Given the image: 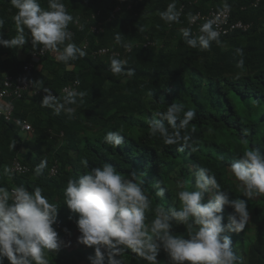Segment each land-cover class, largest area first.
Listing matches in <instances>:
<instances>
[{
    "label": "trees",
    "instance_id": "16d2710c",
    "mask_svg": "<svg viewBox=\"0 0 264 264\" xmlns=\"http://www.w3.org/2000/svg\"><path fill=\"white\" fill-rule=\"evenodd\" d=\"M62 2L80 23V27L75 23L69 25L70 42L82 48L88 42V47L83 48L86 55L66 64L57 59L58 51H52L28 79L58 92L61 101L64 95L60 90L74 81L80 82L78 93L84 95L77 96V103L70 105L75 109L71 118L43 107L42 99L30 93L12 101L14 116L29 121L34 129L31 133H22L15 123L0 117V186L9 191L14 185H24L29 191L40 187L49 202L58 207L54 228L62 243L59 251L46 254L49 264H90L89 257L94 255L92 248L77 243L78 214L68 209L64 196L68 180L85 172L83 160L90 167L110 163L126 176L132 172L142 174L139 178L144 181L145 194L151 201L146 223L155 218L157 206L179 209L178 191L193 190L197 168H208L222 190L229 192L230 199H243L248 205L250 218L245 230L224 234L231 237L236 264H264V194L243 196L229 168L248 148L264 153V0H227L232 19L252 27L247 32L236 31L221 37L222 45L213 42L208 50L188 47L180 29L190 27L189 14L212 8L221 10L224 0H176L180 21L171 24L160 18L171 0ZM40 3L47 8V0ZM15 13L9 0H0V19L4 20L0 33L4 39L17 34ZM98 22H102L104 32L96 36L91 29ZM117 33L131 43V52L115 43ZM25 34L29 41L23 48L0 46V85L6 75L22 79L28 53L42 46L33 47L27 29ZM147 42L154 45L144 47ZM102 47L120 52L115 58L125 60V68L134 69V76L113 74V57L93 55ZM236 49H241L243 55H236ZM22 53L25 58H21ZM241 59L243 66L237 67ZM161 97L165 104L159 103ZM173 102L196 113L186 130L196 143L183 152L177 150L180 145H166L159 136L149 135L148 121L153 113L166 110ZM108 131H120L124 144L113 148L104 143ZM14 159L29 171L24 175L6 173L5 168L11 169ZM42 160L47 166L43 174L36 176L33 170ZM55 163L58 173L50 176ZM157 183L166 189L162 198L155 195ZM232 212L225 206L223 223H227ZM249 227L253 229L251 235L247 233ZM172 232L187 236V225L174 223ZM116 259L120 264H147L130 249ZM157 259L161 264H170L163 250ZM3 264H9L6 258Z\"/></svg>",
    "mask_w": 264,
    "mask_h": 264
},
{
    "label": "clouds",
    "instance_id": "9594fccd",
    "mask_svg": "<svg viewBox=\"0 0 264 264\" xmlns=\"http://www.w3.org/2000/svg\"><path fill=\"white\" fill-rule=\"evenodd\" d=\"M9 2L16 10L13 21L17 34L4 39L0 33V46L23 48L29 41L25 34L27 29L33 47L42 45L58 51L57 59L61 62L67 64L86 55L82 47L70 42L69 25L78 21L62 0H47V8L41 6L40 0ZM228 9L227 0H224L223 10ZM180 16L176 0H171L160 13V18L169 24L179 23ZM195 19L189 14L190 24ZM218 19L217 16L206 20L198 35H194L190 27L181 28L187 46L208 50L213 42L222 45L220 33L214 27ZM3 26L4 20L0 19V29ZM114 40L125 50L131 49V43L125 42L120 33ZM236 55L242 56V50L236 49ZM125 65V60L113 57L110 71L131 78L134 69H126ZM242 66L243 59L237 63V67ZM43 90L46 95L41 105L51 108L57 115L64 112L69 118L75 111L70 105L77 103V96L84 95L68 91L61 101L47 88ZM159 103L165 104L163 97ZM195 115L194 110L185 111L183 104L173 102L166 110L153 113L148 121L149 135L159 136L166 145H180L177 150L183 152L185 147L196 143L186 131ZM103 141L118 148L124 144L125 137L120 131H108ZM81 163L85 172L68 180L64 196L68 209L78 214L76 226L80 235L77 243L94 250V255L89 257L90 264H104L105 258L107 264H120L116 258L129 249L147 264H161L157 259L161 250L169 257L170 264H236L231 237L224 234L245 230L250 218L248 205L243 199H230L229 192L222 190L216 175L208 168H197L193 190L178 191L179 209L157 206L155 218L146 223L151 201L145 194L144 181L139 178L142 174L132 172L126 176L110 163L96 167H90L87 160ZM46 166L47 162L42 160L33 170L34 174L40 176ZM229 168L243 196L251 198L264 194V153L248 148L230 163ZM5 172L10 173L11 169L5 168ZM155 187V195L164 197L166 189L159 183ZM178 187L184 188V185L178 184ZM209 193L211 195L206 197ZM225 206L233 210L227 223H223ZM57 216V205L49 202L40 187L29 191L24 185H14L9 191L0 186V264L4 258L9 264H49L46 254L59 251L62 243L54 228ZM174 223L187 225L188 235L173 234Z\"/></svg>",
    "mask_w": 264,
    "mask_h": 264
},
{
    "label": "built area",
    "instance_id": "2783aa9c",
    "mask_svg": "<svg viewBox=\"0 0 264 264\" xmlns=\"http://www.w3.org/2000/svg\"><path fill=\"white\" fill-rule=\"evenodd\" d=\"M258 2L254 4L256 7ZM183 9V7H182ZM99 13L93 15L92 18L95 20L98 17ZM192 16H195L196 19L190 24V28H192L194 35L199 34L200 26L208 19H213L215 17H219L214 27L220 33V37L228 36L236 31L247 32L251 29L252 25L250 23L243 22L242 20L234 21L232 19V12L230 9L228 10H215L210 9L207 12L198 11ZM75 26L80 27V23L76 22ZM92 33L96 36L101 35L104 32L102 22H98L91 29ZM83 48L86 49L88 47V42L83 43ZM153 42H147L144 44V47L153 46ZM53 50L46 49L41 46L38 50H32L28 53V60L25 62L23 66V78L16 80L14 77L10 75H6L1 82L0 85V117H3L7 122H13L18 127L22 133H31L34 132L32 124L27 120H21L14 116L15 107L12 101L21 99L25 93H30L33 96L43 97L46 95L42 86H37L33 81L28 79V75L32 73L35 68H38L41 60L51 53ZM127 52H131L127 50ZM94 56L97 57H119L120 52L113 51L110 48L102 47L93 52ZM80 87V82L77 84L76 81L65 85L61 90L60 94L66 95L68 91L75 90L78 92ZM53 95L58 97V92L48 89ZM11 171L14 174L24 175L29 171V168L23 165L18 159H14L11 163ZM58 173V164L55 163L50 169V176H56Z\"/></svg>",
    "mask_w": 264,
    "mask_h": 264
},
{
    "label": "rangeland",
    "instance_id": "374dc122",
    "mask_svg": "<svg viewBox=\"0 0 264 264\" xmlns=\"http://www.w3.org/2000/svg\"><path fill=\"white\" fill-rule=\"evenodd\" d=\"M21 58H23L22 55H21ZM247 233L251 235L253 233V229L251 227H249L247 230Z\"/></svg>",
    "mask_w": 264,
    "mask_h": 264
},
{
    "label": "crops",
    "instance_id": "0c3cea01",
    "mask_svg": "<svg viewBox=\"0 0 264 264\" xmlns=\"http://www.w3.org/2000/svg\"><path fill=\"white\" fill-rule=\"evenodd\" d=\"M22 56H23V58H25L26 55L22 53Z\"/></svg>",
    "mask_w": 264,
    "mask_h": 264
}]
</instances>
